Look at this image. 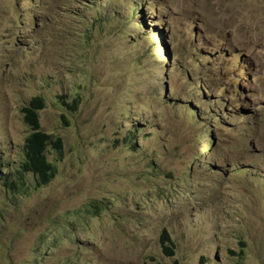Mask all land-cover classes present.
<instances>
[{
	"label": "rangeland",
	"instance_id": "obj_1",
	"mask_svg": "<svg viewBox=\"0 0 264 264\" xmlns=\"http://www.w3.org/2000/svg\"><path fill=\"white\" fill-rule=\"evenodd\" d=\"M38 95L64 150L0 181V264H264V0H0L1 177Z\"/></svg>",
	"mask_w": 264,
	"mask_h": 264
},
{
	"label": "trees",
	"instance_id": "obj_2",
	"mask_svg": "<svg viewBox=\"0 0 264 264\" xmlns=\"http://www.w3.org/2000/svg\"><path fill=\"white\" fill-rule=\"evenodd\" d=\"M156 36L161 40L162 34H156ZM75 87V90H83L81 84H76ZM68 100V102L64 101L63 98V101L59 104L64 106V112L67 115H74L82 102V96L78 91L71 92V95H68ZM44 108L45 98L42 95L31 98L28 104L21 108L23 121L29 129V135L25 138L16 172H13L11 176L1 177L0 175V181L3 184L7 198L23 197L27 193H34L47 186L57 173L56 165L48 160L47 154L50 153L51 149L62 156L64 150L63 139L58 135L47 134L41 130L40 112ZM61 118L65 126L70 124L69 119L64 114L61 115ZM136 133L137 127L134 126L126 136L131 142L133 150H136L135 140H138V138H135L138 137ZM209 140L212 142V137ZM160 244L166 255H173V242L165 231L160 237ZM9 264H12L11 261Z\"/></svg>",
	"mask_w": 264,
	"mask_h": 264
},
{
	"label": "clouds",
	"instance_id": "obj_3",
	"mask_svg": "<svg viewBox=\"0 0 264 264\" xmlns=\"http://www.w3.org/2000/svg\"><path fill=\"white\" fill-rule=\"evenodd\" d=\"M157 34H159V35H160L161 33H157ZM155 36H156V34H155ZM156 38H157V36H156ZM162 38H163V37L161 36V39H162ZM153 39H154V37H153Z\"/></svg>",
	"mask_w": 264,
	"mask_h": 264
}]
</instances>
